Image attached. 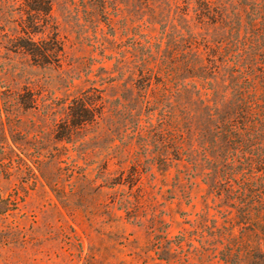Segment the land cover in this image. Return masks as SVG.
Listing matches in <instances>:
<instances>
[{
	"label": "rangeland",
	"instance_id": "rangeland-1",
	"mask_svg": "<svg viewBox=\"0 0 264 264\" xmlns=\"http://www.w3.org/2000/svg\"><path fill=\"white\" fill-rule=\"evenodd\" d=\"M51 2L43 20L32 0H0V264H264L244 178L220 186L204 158L164 146L165 101L190 109L201 89L213 103L208 81L178 73L166 92L138 76L144 62L197 60L198 43L264 49V0H223L211 18L196 0ZM28 34L58 36L60 61H35ZM79 98L93 114L68 135ZM194 106L196 135L211 123Z\"/></svg>",
	"mask_w": 264,
	"mask_h": 264
},
{
	"label": "trees",
	"instance_id": "trees-1",
	"mask_svg": "<svg viewBox=\"0 0 264 264\" xmlns=\"http://www.w3.org/2000/svg\"><path fill=\"white\" fill-rule=\"evenodd\" d=\"M32 1L35 2L32 7L39 13V19L46 20L47 16L50 18L51 0ZM196 2L200 6V14L205 18L222 16V11L226 8L223 0ZM260 11L258 5L253 8L252 18L256 23L259 22ZM236 44H240L239 40H236L235 48H231L234 41L231 46L226 43L215 45L214 48H207V44H204L208 50L203 52L200 48L202 43H198L194 47L197 60L179 64L144 62L138 69V76L147 80V83L161 84L166 92L169 91L170 81L177 77L178 73H187L188 77L196 80L195 85L198 84L197 80L208 81L210 89L219 97V100L217 97L213 103H205L201 89H195L194 92L199 98L195 101L189 99L192 101L190 109L180 102L177 104L178 98L174 100L169 97L165 101L168 108L165 116L166 127L170 137H167V144L164 146L167 154H173L175 158H181L183 154L186 158H204L220 178V186L223 185V179L228 183L243 177V184L246 185L244 188L250 190L251 194L248 200L250 212L247 214L251 221V212L256 207H260V214H264V49L247 51L241 44L239 47ZM24 49L39 64H47L53 60L60 61L64 47L58 36H52L48 40H35L33 34H28ZM248 56L250 60L247 59ZM196 102L200 105L197 109L202 115L207 111L211 126L199 129L195 135L192 126L196 121ZM87 105L86 100L81 98L71 105L70 120L63 125L64 129L69 131L68 135L73 129L72 125L84 124L93 114ZM222 108L227 110L222 112ZM181 123H184L186 135L184 130H181ZM190 133L195 139L188 144L192 137ZM59 137L65 135L61 133Z\"/></svg>",
	"mask_w": 264,
	"mask_h": 264
}]
</instances>
